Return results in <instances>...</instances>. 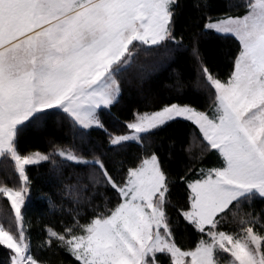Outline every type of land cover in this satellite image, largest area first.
<instances>
[{
  "label": "snow or ice",
  "instance_id": "1",
  "mask_svg": "<svg viewBox=\"0 0 264 264\" xmlns=\"http://www.w3.org/2000/svg\"><path fill=\"white\" fill-rule=\"evenodd\" d=\"M178 8V0H0V165L10 161L18 177V186L0 185L14 212V223L0 222L6 264H48L34 254L22 211L28 169L42 163L56 180L74 169L76 183L65 185L72 220L59 231L46 227L44 243L75 264H264V211L252 210L264 202V0L216 15L202 0L187 34L177 30ZM210 34L237 43L223 77L201 54ZM141 49H190L208 106L168 102L115 116L130 70L140 78L153 70L136 65ZM180 122L192 127L200 152L174 177L152 137ZM51 128L63 139L48 137L49 151L23 146L28 134ZM94 131L104 139L93 141ZM133 143L135 160L114 162ZM208 154L215 161L203 166ZM177 183L182 207L171 199ZM49 207L64 211L51 198ZM81 208L90 212L83 223ZM171 208L193 229L191 246L178 241Z\"/></svg>",
  "mask_w": 264,
  "mask_h": 264
},
{
  "label": "trees",
  "instance_id": "2",
  "mask_svg": "<svg viewBox=\"0 0 264 264\" xmlns=\"http://www.w3.org/2000/svg\"><path fill=\"white\" fill-rule=\"evenodd\" d=\"M201 2L202 0H178L177 30L179 32L187 34L191 30L192 21L200 14L198 5ZM206 2L209 5V14L216 15L227 10L229 4L240 5L243 0H206ZM233 11L239 14L243 9H234ZM186 43L188 42L186 41ZM236 47L237 43L234 40H225L211 34L200 40L202 56L222 77L231 68L230 60ZM136 65L148 66L153 70L143 78L135 75L136 67L130 70L129 79L123 84L122 99L112 109L115 116L126 119L134 109L144 110L146 106L155 107L160 103L168 102H194L202 110L208 106L207 97L197 86L190 49L170 55H165L162 51L157 53L141 49L136 57ZM178 74L183 80V87L179 90L176 87ZM48 137H55L57 140L63 139L57 129L51 128L48 133L40 136L28 134L23 140V146L30 151H49ZM91 138L93 141L104 139L103 134L99 131L92 132ZM152 139L163 157L166 168L174 177L183 171L192 156L198 155L200 152L199 142L192 138V127L187 122L171 124L157 132ZM64 142L67 143V140ZM139 153V147L134 143L130 144L121 149L119 155H114V162L134 161ZM214 161L215 157L208 154L203 160V166H212ZM51 169L52 166L48 163L29 167L28 172L32 186L22 211L27 225H30L29 236L34 254L48 261V264H75L73 257L65 251L56 247L49 248L44 243L46 241L45 228L51 226L58 231L62 230L61 225L68 224L72 220V217L67 214V209L75 207L71 202L72 192L65 189V185L76 183L72 178L74 169L65 167L60 180L53 178ZM0 185L18 186V177L15 174L14 165L10 161L0 165ZM107 195L112 198L111 192H108ZM49 198L57 205H61L64 211L50 209ZM171 199L173 204L178 207L184 205L185 194L182 183L175 185ZM96 203H100V201L97 200ZM80 210L83 213L80 218L83 223L90 212L85 208ZM252 210L258 215L261 214L264 211V202L256 199L253 202ZM169 214L178 241L186 246H191L196 239L191 226L179 216L176 208H171ZM12 216H14V212L10 202L6 197L0 195V222L7 225L11 222ZM7 257V251L0 247V264H6Z\"/></svg>",
  "mask_w": 264,
  "mask_h": 264
},
{
  "label": "rangeland",
  "instance_id": "3",
  "mask_svg": "<svg viewBox=\"0 0 264 264\" xmlns=\"http://www.w3.org/2000/svg\"><path fill=\"white\" fill-rule=\"evenodd\" d=\"M9 223H14V216H12V218H11V222H9ZM8 223V224H9ZM226 258V257H225Z\"/></svg>",
  "mask_w": 264,
  "mask_h": 264
}]
</instances>
